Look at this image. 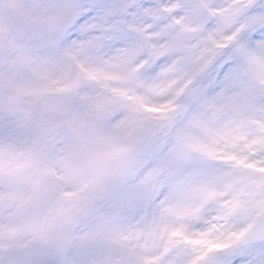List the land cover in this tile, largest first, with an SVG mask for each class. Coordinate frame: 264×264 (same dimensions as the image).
Instances as JSON below:
<instances>
[{"label":"snow or ice","instance_id":"6c2138e0","mask_svg":"<svg viewBox=\"0 0 264 264\" xmlns=\"http://www.w3.org/2000/svg\"><path fill=\"white\" fill-rule=\"evenodd\" d=\"M0 264H264V0H0Z\"/></svg>","mask_w":264,"mask_h":264}]
</instances>
